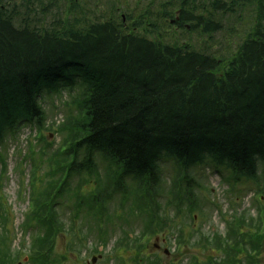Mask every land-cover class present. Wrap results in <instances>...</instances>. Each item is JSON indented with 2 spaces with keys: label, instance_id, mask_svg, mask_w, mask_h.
Returning <instances> with one entry per match:
<instances>
[{
  "label": "trees",
  "instance_id": "trees-1",
  "mask_svg": "<svg viewBox=\"0 0 264 264\" xmlns=\"http://www.w3.org/2000/svg\"><path fill=\"white\" fill-rule=\"evenodd\" d=\"M62 1L25 0L5 9L0 0V148L9 133L16 135L24 126L46 130L42 105L46 91H67L71 96L56 131L61 136L58 150L47 159L50 179L33 188V218L39 229H46L45 237H38L33 246H42L51 236L52 220L61 231L60 198L70 194L78 202L76 210L80 209L79 201H85L79 196L81 186L99 179L97 154L108 171L116 169L120 184L134 179L140 198L162 189L159 161L165 156L186 170L210 159L230 169L236 181L260 182L259 172H264V18L260 14L250 19L251 31L236 44L235 53L229 47L213 53L205 38L211 39L226 24L230 33L239 35L234 26L247 15L239 0H172L168 12L164 6H152L150 0H137L135 26L133 21L123 24L116 15L117 19H90L79 12L75 0L66 18L59 13ZM255 7L260 13L264 0ZM177 10L181 13L175 27L168 19ZM171 29V35L164 34ZM193 32L199 34V44L191 40ZM38 142L45 145L35 159L40 167L45 150L55 142L45 137ZM58 156L60 161L55 159ZM0 161L5 166L1 153ZM32 175L36 178L35 172ZM76 177L79 183L73 188ZM152 197L150 202L160 203ZM47 213L52 220L43 219ZM151 219L147 218L145 231ZM240 233L242 254L250 256L260 249L261 236L244 229ZM8 238L0 233V264L16 262ZM215 238L229 254L217 264H236L239 259L231 257L235 248L228 239ZM249 256L248 263L257 264ZM31 260L57 264L56 258Z\"/></svg>",
  "mask_w": 264,
  "mask_h": 264
},
{
  "label": "rangeland",
  "instance_id": "rangeland-1",
  "mask_svg": "<svg viewBox=\"0 0 264 264\" xmlns=\"http://www.w3.org/2000/svg\"><path fill=\"white\" fill-rule=\"evenodd\" d=\"M150 1L152 6H159L160 9L161 6H164V11L167 12L172 5V0ZM239 1L243 3L242 8L247 14L243 16L242 22L236 23L234 26L239 35L230 33L229 24H226L222 30L213 33L211 39L205 38L208 41V50L210 49L213 53L227 51L228 47L231 54L235 53L236 44L242 42L247 33L251 31L250 19L259 16V14L264 18V7L260 13L255 7L257 1L262 0ZM23 2L25 0H4L3 5L6 6V9ZM177 3L179 8V1ZM45 4H47V0H45ZM70 4L71 0L58 3V6L61 7L59 13H62L66 18L70 16ZM78 4L79 12H86L90 19L104 16L110 19L118 17L120 22L133 21L131 26L137 24V20H135L137 19V0H78ZM207 6L210 8L211 3H207ZM56 14H51V17ZM74 15H76L75 11ZM168 20L170 21V19ZM49 21H52V18ZM172 30L164 34L171 35ZM196 34L197 32H193L194 39L191 40H195L199 44L198 40L201 38H199V34ZM70 98L67 91H59L54 94H48L46 91L42 104L47 113L46 130L40 132L35 131V128L32 127H23L16 135L9 133L0 148L1 155L6 159V166L0 163V205L6 212L2 215L3 220L5 219L3 226L9 232V248L13 252L12 254L15 255L20 249V259H18L20 264H32L29 258L25 261L26 249L33 245L34 236L44 234L43 231L46 230L45 228L39 229L35 222L36 219L32 222L34 209L32 214H28V204L34 201L33 198L35 199L32 196L33 188L28 182L32 180L30 176L33 172H35L36 181L39 179V185L42 187L50 179L47 159L55 153L54 151L58 150L61 136L56 131L64 121L66 103ZM42 137L48 138L49 142L55 141V144L45 150L46 155L42 160H39L40 167H38L35 159L43 153L42 148L45 146H41V143L38 142ZM32 147L35 151L34 156L29 153ZM55 159L60 161L62 158L58 156ZM96 163L99 179L94 177L92 182L84 183L79 196L85 200L88 199L87 196L97 200L103 205V211L99 214L98 206L92 207L90 203H87L82 205L79 219L75 221L77 215L75 214V204L72 203L74 198L70 199L69 194L59 199L60 212L58 215L62 220L61 231L55 232L54 240L49 241L43 249V251H49L53 247L50 259L55 260L57 257V264H88L94 256L98 259L95 264H122L117 259L118 255L129 261L127 264H133L132 257L138 261L137 264H151L153 261L158 264H194V262L202 264L210 258L216 259L220 263L221 260L228 259L229 254L221 248L216 250V244H211V242L208 244L213 246L212 251L208 247L198 244L201 234L213 239L218 234L231 233L230 228L241 224L237 219L242 216H246L248 224L252 223L253 218V226H256L257 218L264 221V200L261 203V200L258 199L261 206L256 207L255 205V198L262 196L260 193L264 191V177L261 178L262 183L259 184L232 180L226 182V178H233L230 172L218 171L211 162L207 161L202 165L191 167L186 178L183 169H180L174 159L165 156L159 161L162 189L157 194L153 191L149 197L140 198L137 197L139 190L134 179H125L126 186L131 190L128 192L125 185L117 186L116 177L113 181H109L107 176L113 171L107 170V165L103 164L100 157L97 158ZM53 167L56 168V166ZM58 177L59 175L55 179ZM74 180L73 188L78 185L79 177ZM183 187L186 192L182 191ZM172 189L174 196L170 194ZM152 196L159 199V204L162 206L161 216L165 213L170 215L173 220V222L169 221L170 224L161 233L159 227L157 229V211L154 204L149 201V198H153ZM173 197L175 198L174 205L170 203L173 201ZM46 200L47 198H42V202ZM178 205L183 210V214L178 213ZM73 216L76 217L74 222ZM27 217H30V223L26 221ZM147 218H152L153 237L147 245L140 246L138 249L137 244L134 245V241L140 237ZM179 228L186 231L185 241L190 239V242H185L180 249L176 241V233ZM157 230L158 236L155 237ZM128 235L132 238L133 243H129L127 250L116 254L115 247L119 248L118 243L122 242L123 238H128ZM79 236L82 241H78ZM213 242H215L214 239ZM101 246L103 249L100 253ZM72 248L78 252H71ZM137 250L140 251L139 256ZM167 251L170 253L169 255H166ZM232 255L233 252H231ZM260 257L259 261L264 264V244ZM238 259L242 263L248 264L247 259L244 261L242 256H239Z\"/></svg>",
  "mask_w": 264,
  "mask_h": 264
},
{
  "label": "bare ground",
  "instance_id": "bare-ground-1",
  "mask_svg": "<svg viewBox=\"0 0 264 264\" xmlns=\"http://www.w3.org/2000/svg\"><path fill=\"white\" fill-rule=\"evenodd\" d=\"M3 1H4V0H3ZM0 207H1V205H0ZM5 213H6V212H5L4 208L1 207L0 215H4Z\"/></svg>",
  "mask_w": 264,
  "mask_h": 264
}]
</instances>
